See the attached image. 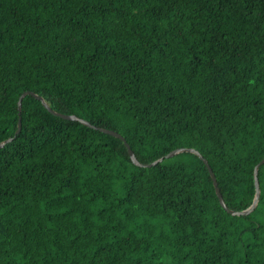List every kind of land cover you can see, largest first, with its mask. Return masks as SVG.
Wrapping results in <instances>:
<instances>
[{"label":"trees","instance_id":"trees-1","mask_svg":"<svg viewBox=\"0 0 264 264\" xmlns=\"http://www.w3.org/2000/svg\"><path fill=\"white\" fill-rule=\"evenodd\" d=\"M264 0H0V264H264Z\"/></svg>","mask_w":264,"mask_h":264},{"label":"water","instance_id":"water-1","mask_svg":"<svg viewBox=\"0 0 264 264\" xmlns=\"http://www.w3.org/2000/svg\"><path fill=\"white\" fill-rule=\"evenodd\" d=\"M27 94L33 95L35 98L39 99L42 102L43 106L49 112H51L52 114H54L56 116H59V117L64 118V119L78 120L81 123H83V124H85V125H87L89 127L98 128L102 132H105L107 134H110V135H113L115 137L120 138L124 142V145L126 146V148L128 150V153H129V156H130L131 160L136 165H139V166H152V165L162 161L164 158L172 157V156H174V155H176L178 153H181V152H192V153L196 154L204 162V164L206 165V167H207V169L209 171V174L211 176L212 183H213V186H214V189H215V193H216V196H217V198L219 200L220 205L229 214H232V215H246V214H249L250 212H252L255 209V207L258 204L259 197H260V186H259V180H258V169H259L260 165L264 164V157L259 162H257L255 164V166H254L253 177H254L255 193H254V197L252 199L251 204L245 209L233 210V209H230L226 205V203H225V201L223 199L222 193L220 191V188L218 187V183H217V180H216V177H215V174H214L212 168L210 167L207 159L204 158L202 156V154L198 150H196L194 148H191V147H178V148H175V149L169 151L164 156H161L158 159H156V160H154V161H152L150 163H141L135 157L133 151L130 148V145L126 142L125 138L120 133H118L117 131L111 130V129H108V128H105V127H96L95 125H92L89 121H87L86 119L80 118V117H78L75 114H65V113L58 112V111L52 109L50 107V105L44 100V98L41 95H38V94H36V93H34L32 91H27L26 90V91H23L19 95L18 100H17V109H18V114L19 115H20V111H21L22 98L25 95H27ZM20 129H21V118L19 117L18 118V122H17V127H16V129L14 131L13 136L7 137V138L3 139L2 141H0V147H3L7 142L11 141L19 133Z\"/></svg>","mask_w":264,"mask_h":264}]
</instances>
